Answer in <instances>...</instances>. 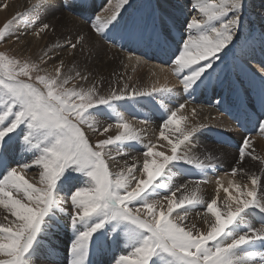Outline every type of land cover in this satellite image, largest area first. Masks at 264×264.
Returning a JSON list of instances; mask_svg holds the SVG:
<instances>
[{"label": "snow or ice", "instance_id": "6c2138e0", "mask_svg": "<svg viewBox=\"0 0 264 264\" xmlns=\"http://www.w3.org/2000/svg\"><path fill=\"white\" fill-rule=\"evenodd\" d=\"M131 6V0H116L110 15L102 17L85 15L87 0H34L31 12L40 27L33 34L39 36L50 28L41 12L55 16L67 11L84 18L91 33H77L75 41L66 40L61 50L67 49L69 56L83 54L85 48L89 55L93 50L99 55L96 39L121 50L130 45H155L159 53L156 67L164 71L167 66L185 98L161 117L155 141L145 143L147 128H138L116 109L123 101L170 96L172 88L138 89L129 84L131 76L125 71L114 73L115 79L104 90L102 77L90 81L91 73L69 75L71 69L64 71L62 58L49 72L28 59L21 61L0 52V207L14 218L9 221L5 216L8 223L0 222V264H48L41 240L55 238L63 229L73 233L68 264H92L93 244L103 251L105 245L119 247L122 243L125 249L112 257L111 264H264V183L260 177L250 175V186L229 180L227 187L217 178L216 195L210 201L201 189V184L211 183L208 175L190 180L192 188L188 183L175 185L170 179L173 169L181 174L192 169L215 174L220 167L223 154L198 142L211 126L189 122L178 112L186 109L187 98L194 102L197 93L208 89L221 98L216 101L218 107L223 94L217 88L235 92L227 74L221 77L220 65L239 39L246 0H195L192 9L200 18L192 16L182 25L174 22L176 37L168 24L174 18L162 4L153 7L149 20L132 17L122 23V12ZM24 15L0 27V42L21 39L13 25ZM128 51L126 62L120 61L125 70L130 64L146 65L149 59H157L155 55L146 59L147 53L136 55L132 47ZM44 57L40 63L55 59L48 52ZM261 72L255 101L234 121L237 128L255 121L253 131L259 128L264 134V68ZM77 79L88 86L69 87ZM109 113L115 117L114 124L104 122ZM191 115H197L195 107ZM139 123L147 125L148 120ZM113 128L116 134L109 135ZM96 135L104 138L93 142ZM240 136L230 170L233 177L248 175L246 157L258 159L251 137L244 132ZM125 149L142 152V157L124 159L129 154ZM20 150L31 157L16 160L14 154ZM29 170L38 175V183L26 179ZM221 188L227 194L224 197L219 195ZM160 189L167 192L161 194ZM201 206L204 212L197 211ZM193 212L203 228L184 223ZM254 214L260 227L248 223Z\"/></svg>", "mask_w": 264, "mask_h": 264}, {"label": "bare ground", "instance_id": "6f19581e", "mask_svg": "<svg viewBox=\"0 0 264 264\" xmlns=\"http://www.w3.org/2000/svg\"><path fill=\"white\" fill-rule=\"evenodd\" d=\"M139 1L141 0H134V2ZM147 1L152 7L158 3L162 4L163 8H166L168 5V7L176 9L177 13L179 12L181 15H185L188 17V19H191L192 16H196L197 14L191 9L192 4L195 3V0ZM109 2H111V0H87L89 7L84 10L85 15L93 16L95 14H100L102 17H107L110 15V10L113 7L109 6ZM33 3L34 0H0L1 25H4L8 20H11L13 17L18 16L19 14H25L23 19L16 20L13 25L17 34L21 36V39L17 40L15 37L8 38L4 49H11L13 54H17V56L23 55L30 61L36 57V59H39L37 64H39L40 68L47 69L49 72L52 71L57 60L62 58L65 65L64 71L67 72L68 69H71L69 75H74L76 71H80L82 74L91 73L89 77L90 81L93 80L94 76L98 75H101L103 80L109 78V80L113 81L115 79L113 75L114 73L124 74L126 71L127 76H131V80L128 81L129 84L135 85L138 89H150L153 85L156 87L167 86L172 88L173 93L170 96L156 97L161 100L159 102L161 105H169L171 106V109L175 110V106L178 103L185 102V98L180 92L181 87H177L179 84L177 77L174 74L168 72L167 67H165L164 71H161L159 68H157L156 64L159 63V60H156V63L148 62L146 65H136L133 63L129 65L127 70H125L124 66L120 64L121 60H125L126 62L127 55L125 56L124 54H129L128 47H132L135 51V54L140 53V50H143L144 52L149 51L154 53H149L151 56L155 55L158 58L159 53L155 45H130L125 47V50L122 51L118 46L114 47L107 41L96 39L95 44L96 48L100 50L99 55L96 54L95 50H93L92 54L89 55L88 49L85 48V52L83 54L77 53L75 57L69 56L67 49L61 50V46H63L68 39L75 41L77 33H81L86 36L90 35L91 33L89 23H87L80 15H74L67 11H65L63 14L58 12L55 16L51 15L50 13L45 14L41 12L40 17L42 21L49 23L50 28L46 32L41 33L39 36H36L33 33L37 28L40 27V24L36 23V14L31 12ZM101 6L109 9V11H102V9L105 8H102ZM144 12H147V14L143 15ZM149 12L144 9L140 12H134L131 8H128L126 11L122 12L121 22L123 23L132 17H143L145 20H149ZM245 15L248 16L243 18L239 39L236 41V44L231 51V53L234 51L238 54L240 61L246 62V65L242 66L244 72L235 70L237 73L241 72L240 74H235V71H233L230 66H220V69L224 70L220 73L221 77H223L224 74H227L228 82L235 86V92H230L227 88L216 89V92H222L223 100L226 101L223 102V105L226 108V113L222 104L219 107L216 106L215 111H213L209 106L202 107L200 105V103H204L206 101V96L209 93L212 96H216L212 89H208L202 93H197L196 97H199L200 99L198 102H193L191 98H187L188 103L186 109L183 112H178V115H186L189 122L210 125L211 127L205 130L198 142L200 144H206L213 147L217 154H223L221 157L220 167L218 170H215V174H213L211 171L207 173H200L195 169H192L185 174H181L176 169H173L170 173V179L173 184L179 185L188 183L189 188H192L193 186V184L189 182L190 180L200 175H208L211 183L201 184L202 195L206 201H210V199L214 198L216 195V189L218 187L216 183L217 178H222L221 182L225 187L228 186L229 180L248 183L250 186L251 181L249 176L252 174L260 177V182L264 183V163H262V161H264V134H261L259 128H257L254 133L249 135L252 139L253 147L255 149L254 155L258 157V159L252 160L251 158L246 157L244 168L248 175L238 174L237 176L233 177L230 174L231 167L233 166V160L236 156V145L241 139V129H237L236 123L231 121L234 120L232 118V114L234 117L237 116L239 111L244 109L245 105L255 101L259 88L260 76L262 75L261 69L264 68V0H246ZM23 23H25V25ZM26 25H31V29L26 27ZM251 31L254 33H251ZM251 34L254 35L252 38ZM172 35L173 37L178 36L177 30H172ZM172 47L174 48L175 46L173 45ZM45 52H48V54L53 56L55 59L48 60L47 63H40L41 57H44ZM122 52H124V54ZM231 53L229 52V56ZM44 59L47 60V57H44ZM133 68L135 71H133ZM217 71L219 72V69H217ZM73 84H84V86H88L86 82L80 81L78 79L74 80ZM246 85H249V87H245ZM246 88H251V92H248ZM225 93L228 94L225 95ZM230 93H235L234 95L240 96H235L236 99L232 100ZM217 97L221 99L219 96ZM155 99L141 98L137 102L123 101L120 102L121 106H118L116 109V111L121 112L126 119L133 121V123H135L138 128H147L148 131L145 143H147L148 140L155 141L159 134L158 126L161 123V117L167 112L165 109L161 110L159 107L157 108L150 103V101H154ZM209 104L210 103H208V105ZM193 107L197 109V115L194 118L191 115V109ZM211 115L214 116L210 117ZM142 119H147L148 124H140L139 121ZM229 120L232 122V124L236 125L234 128L229 129ZM104 122L114 124L115 117L109 113V118ZM108 134L115 135L116 129H111ZM95 137L96 136L92 137L93 142ZM220 139L226 140L228 142L227 145L214 143ZM163 143L166 144L167 142L165 141ZM136 147L140 148L141 146L137 145ZM125 151L129 154L124 156V159H129L131 161L132 157H142V152L136 151L134 149H125ZM27 154H29L30 157L32 155L31 153ZM14 156L15 159L18 160L15 154ZM111 167L115 169V165H111ZM33 174L36 173L33 172ZM29 175L30 174L27 172L26 179H28L30 182L38 183L39 177H30ZM165 182H167V180ZM158 191H160L161 194H165L167 192L166 189H160ZM229 192L235 195V192L232 189H229ZM180 194L181 193H177V197H179ZM219 195L220 197H224L227 194L224 193L223 189L221 188ZM218 206H222V201L218 200ZM197 211L204 212L205 208L201 206ZM5 216H8L9 221L14 219L5 209H3V207H0V222L8 223V221L4 220ZM247 219L248 223L253 224L256 227L261 226L260 219L255 214ZM189 222L196 223L198 227H204L202 221L195 212H193L189 217V220L185 221L184 223ZM67 230L72 237L73 233L71 230ZM49 238L52 241H55L53 243H56L60 249L56 248V251H54L53 246L48 247V249L45 250L46 252L44 251L46 255L43 254V258H47L46 260L48 261V264H66V261H69L70 259L69 255L66 257L68 252V250H66L68 241L66 240H68L69 236L66 235L63 230H61L58 232L55 238L50 236ZM125 247L126 246L123 243L119 247H117L115 244H112L110 247L105 245L104 250L101 251L99 246L95 245L90 252L92 258L89 257V259L92 264H111L112 257L114 255L121 254ZM158 264H160V262H158Z\"/></svg>", "mask_w": 264, "mask_h": 264}, {"label": "rangeland", "instance_id": "374dc122", "mask_svg": "<svg viewBox=\"0 0 264 264\" xmlns=\"http://www.w3.org/2000/svg\"><path fill=\"white\" fill-rule=\"evenodd\" d=\"M160 1V0H159ZM89 2V1H88ZM116 3V0H111V2H109L108 4H109V6H114V4ZM114 3V4H113ZM89 4H90V2H89ZM107 4V5H108ZM111 4H113V5H111ZM131 7H127V9L129 8H131L134 12L135 11H138V12H140V11H142L143 9L144 10H146V11H152V9H153V7L151 6V4H149L148 3V1L147 0H141V1H139V2H134V0H131ZM97 6V5H96ZM95 6V7H96ZM102 8H105L104 6H101ZM95 9V8H94ZM101 9V8H100ZM164 9H166L167 10V12L168 13H171V16L174 18V19H169L168 20V24H169V27L174 31V30H177L176 29V27H173V24H174V22H179V24H183L185 21H187V20H190V19H188V17H186L185 15H181L179 12L177 13V10L176 9H174V8H171V7H168V5H167V7L166 8H164ZM192 9V8H191ZM96 10V9H95ZM192 11H193V9H192ZM194 13H197L196 14V16H198V18H200V13L197 11H193ZM150 13L151 12H149L148 14H149V16H150ZM144 14H147V12H144L143 13V15ZM199 14V15H198ZM246 14V8H245V12H244V15ZM248 15H245L243 18H245V17H247ZM1 17V16H0ZM1 20V19H0ZM24 25H25V23H23ZM1 26H3V25H1L0 24V27ZM26 27H28L29 29H31V25H26ZM253 31H251V33H252ZM254 33V32H253ZM250 36V35H249ZM254 35H252L251 34V38L253 37ZM244 41V40H243ZM7 44V41L6 42H0V52H4V53H6V54H8L9 56H15V57H17V58H19V59H21V61H23V60H25V59H28V58H26V57H24L23 55H20V56H17V54H13L12 52H11V49H4V46ZM244 44H245V42H244ZM125 49H123L122 51H124ZM141 51H142V53H147V56L145 57L146 59H148V58H150V57H152L149 53H152V52H149V51H147V52H144L143 50H140V53H138V54H136V55H140L141 54ZM123 54H124V52H122ZM127 53V52H126ZM231 53V52H230ZM131 53H129V54H124L125 56L127 55H130ZM152 54H154V53H152ZM25 55V54H24ZM221 55H223V53H221ZM157 57V56H156ZM159 59V57L157 58V59H149V63H156L155 61L156 60H158ZM38 60L39 59H36V57H34L33 59H31V62H33V63H37L38 62ZM151 61V62H150ZM244 65H246V62H242V61H240V59H239V56H238V54L237 53H235L234 51L231 53V55L229 56V53H228V55L227 56H225L224 57V63L223 64H221L220 66H224V67H229L230 66V68L233 70V71H235V70H239V71H241V72H244L243 70L244 69H242V66H244ZM165 67H167V66H165ZM240 72V73H241ZM240 73H237L236 71H235V74H240ZM41 74H44V72H41ZM247 74V73H246ZM33 75H35V73L33 74ZM100 78H101V75H98V76H94L93 77V80H100ZM22 79H25V80H27V78H23L22 77ZM110 82H112L111 80H109V78H107L106 80H102V85H103V89L104 90H108V88H109V84H110ZM179 85V84H178ZM177 85V87H182L181 85H179L178 86ZM71 86H73V82H72V84H70L69 85V87H71ZM245 87H249V85H246ZM246 90L248 91V92H251V88H246ZM226 94H228V93H225V95ZM235 94V93H234ZM233 93L231 94L230 93V95L232 96V100H235L236 98H235V96L236 97H238V96H240V95H234ZM197 99H195V102H198L200 99H199V97H196ZM217 99H219L217 96H212V95H210V93L206 96V101L204 102V103H200V105L202 106V107H206V106H209L213 111H215L216 110V104H215V102H216V100ZM230 99V98H229ZM161 100H159L158 98H156L154 101H150V103L151 104H153L155 107H159V109H161V110H163V109H165L166 111H167V109H168V107H169V109L171 108V106H165V104H163V105H161L159 102H160ZM223 102H226V101H224L223 100ZM221 103L222 104V106H224L223 104L224 103ZM208 103H210L209 105H208ZM220 104V105H221ZM161 105V106H160ZM219 105V106H220ZM249 105V104H248ZM247 105V106H248ZM165 106V107H164ZM214 115H211L210 117H213ZM227 121V120H226ZM231 121H234V120H231ZM230 120L228 121V124H229V129L230 128H234L236 125H234V124H232V122H231ZM238 129V128H237ZM101 138H104V137H100V136H98V135H96V137L94 138V141L96 140V139H101ZM15 155H16V157L18 158V160H25V159H28V158H30V156H29V154H27V153H25V152H23L22 150H20V151H17V152H15ZM20 157V158H19ZM33 170H29L28 171V174H30L29 176L30 177H38V175L37 174H33ZM32 174V175H31ZM34 175V176H33ZM37 175V176H36ZM63 195V194H62ZM63 231L65 232V234L66 235H68L69 236V238H68V240H66V241H68L69 242V244H70V240H71V236H70V234H69V231L67 230V229H63ZM43 241V242H42ZM53 242H55V241H52L50 238H49V236H46L44 239H42L41 240V249H42V252H43V254H45V250L46 249H48V247H54L53 248V250L54 251H56V248L57 249H60V247L56 244V243H53ZM68 242H67V246H66V250H68ZM96 244H93V246H95ZM93 246H92V248H93ZM96 246H98V245H96ZM91 248V249H92ZM45 251V252H44ZM60 253V252H59ZM46 255V254H45ZM69 254H68V252H67V255H66V257L68 256ZM90 258H92V255H91V253H90ZM45 259H47V258H45ZM67 262H68V260L66 261V264H67ZM160 264H163V262L161 261L160 262Z\"/></svg>", "mask_w": 264, "mask_h": 264}]
</instances>
